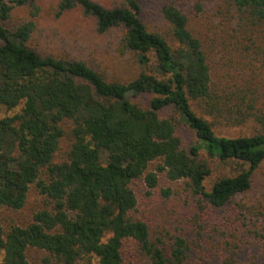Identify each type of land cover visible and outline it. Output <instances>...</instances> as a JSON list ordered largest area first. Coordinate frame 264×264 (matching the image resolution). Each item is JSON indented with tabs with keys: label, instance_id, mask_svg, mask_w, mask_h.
Instances as JSON below:
<instances>
[{
	"label": "trees",
	"instance_id": "trees-1",
	"mask_svg": "<svg viewBox=\"0 0 264 264\" xmlns=\"http://www.w3.org/2000/svg\"><path fill=\"white\" fill-rule=\"evenodd\" d=\"M229 1L264 19V0ZM10 2L0 0V107L21 108L0 118V210L20 209L31 184L50 206L24 226L4 231L0 223V264H31L28 247L47 252L45 264H79L84 257L86 264H122L128 239L150 264H181L183 238L168 254L149 240L144 221L128 216L136 205L130 183L143 178L152 189L159 174L186 179L206 203L224 206L251 187L264 162V116L254 117L262 131L226 137L193 111L190 100H210V69L200 38L173 4L162 5L160 13L174 45L147 29L139 0L110 8L93 0H59V14L79 7L94 18L98 32L122 27L123 45L140 70L119 82L81 60L40 56L27 45L33 20L13 30L1 23L12 6L34 0ZM64 136L68 148L56 161ZM210 160L224 173L206 189Z\"/></svg>",
	"mask_w": 264,
	"mask_h": 264
},
{
	"label": "rangeland",
	"instance_id": "rangeland-1",
	"mask_svg": "<svg viewBox=\"0 0 264 264\" xmlns=\"http://www.w3.org/2000/svg\"><path fill=\"white\" fill-rule=\"evenodd\" d=\"M11 0H6L11 4ZM102 6H124V0H93ZM59 0H34L12 6L4 27L13 30L27 20L34 29L27 45L40 56L77 59L101 74L107 81L127 82L140 70L135 54L126 49L122 27L98 32L93 17L74 7L58 13ZM139 16L150 31L174 45L170 25L160 8L173 4L187 18V25L201 42L210 69V100H190L193 111L206 119L216 135L235 137L262 131L254 117L264 116V19L241 12L229 0H139ZM0 107V118L20 111ZM70 121L62 123L68 131ZM67 137L60 141L54 160L62 159ZM206 189L224 173L223 167L209 161ZM150 163L149 169L153 168ZM43 176V175H42ZM41 176V177H42ZM136 205L131 219L147 224L149 240L169 254L177 237L185 240L181 264H264V162L256 169L251 187L224 206L215 207L194 194L186 179L168 180L159 174L157 185L148 189L143 178L130 183ZM168 190V192H166ZM48 200L31 184L25 204L17 210L2 208L4 231L12 225L24 226L31 215L49 207ZM122 264H150L133 240L121 247ZM31 264H45L48 253L36 247L25 250ZM2 254L0 253V262ZM88 257L79 261L86 264ZM94 262L95 258L92 257Z\"/></svg>",
	"mask_w": 264,
	"mask_h": 264
}]
</instances>
